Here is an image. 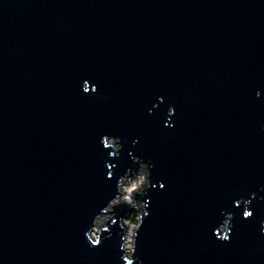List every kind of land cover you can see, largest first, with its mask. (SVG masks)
<instances>
[{"label": "water", "instance_id": "1", "mask_svg": "<svg viewBox=\"0 0 264 264\" xmlns=\"http://www.w3.org/2000/svg\"><path fill=\"white\" fill-rule=\"evenodd\" d=\"M0 264H264V0H0Z\"/></svg>", "mask_w": 264, "mask_h": 264}, {"label": "rangeland", "instance_id": "2", "mask_svg": "<svg viewBox=\"0 0 264 264\" xmlns=\"http://www.w3.org/2000/svg\"><path fill=\"white\" fill-rule=\"evenodd\" d=\"M135 173V172H134ZM135 175V174H134ZM144 181V172H143V168H139V172L138 175L135 178H128L126 177L124 180H122L121 186H120V193L123 194L115 199H112L109 202V205L113 204L116 201H121L123 199H127L130 197V194L132 192V190H137L141 184ZM132 210L130 212H134L135 219L137 220L138 217V204L136 205H131ZM130 212H128L125 216V218H123L122 220L124 221V223L126 224L128 231L125 235H127V237L125 236V247H130L131 246V235H132V231L133 228L136 225V222L127 220V215L130 214ZM129 236V237H128Z\"/></svg>", "mask_w": 264, "mask_h": 264}, {"label": "trees", "instance_id": "3", "mask_svg": "<svg viewBox=\"0 0 264 264\" xmlns=\"http://www.w3.org/2000/svg\"><path fill=\"white\" fill-rule=\"evenodd\" d=\"M135 214L134 212H130V214L127 215V220H130V221H133V222H136V219H135Z\"/></svg>", "mask_w": 264, "mask_h": 264}, {"label": "bare ground", "instance_id": "4", "mask_svg": "<svg viewBox=\"0 0 264 264\" xmlns=\"http://www.w3.org/2000/svg\"><path fill=\"white\" fill-rule=\"evenodd\" d=\"M115 199V198H114ZM127 237V235H125ZM129 237V236H128ZM126 242V241H125Z\"/></svg>", "mask_w": 264, "mask_h": 264}]
</instances>
